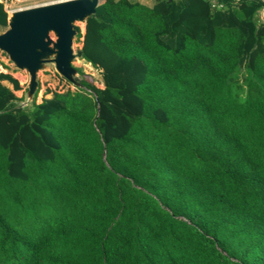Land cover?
<instances>
[{
    "label": "trees",
    "instance_id": "trees-1",
    "mask_svg": "<svg viewBox=\"0 0 264 264\" xmlns=\"http://www.w3.org/2000/svg\"><path fill=\"white\" fill-rule=\"evenodd\" d=\"M260 11L103 0L74 26L102 87L22 106L1 71L0 264H264Z\"/></svg>",
    "mask_w": 264,
    "mask_h": 264
},
{
    "label": "water",
    "instance_id": "water-1",
    "mask_svg": "<svg viewBox=\"0 0 264 264\" xmlns=\"http://www.w3.org/2000/svg\"><path fill=\"white\" fill-rule=\"evenodd\" d=\"M99 3L100 0H59L9 13L7 28L0 33V51L17 69L29 74L28 99L36 92L37 72L47 63H53L56 71L73 85L82 86L72 65L75 58L83 59L81 47H72L77 33L74 26L77 21L85 22Z\"/></svg>",
    "mask_w": 264,
    "mask_h": 264
},
{
    "label": "rangeland",
    "instance_id": "rangeland-1",
    "mask_svg": "<svg viewBox=\"0 0 264 264\" xmlns=\"http://www.w3.org/2000/svg\"><path fill=\"white\" fill-rule=\"evenodd\" d=\"M59 0H31L26 7L45 4L49 2H55ZM101 2L103 0H100ZM28 5V6H27ZM22 8H25L22 7ZM11 11H9L10 13ZM8 13V15H9ZM259 19L264 21V11L259 12ZM76 26L80 28V31L83 33L84 31V22L77 21L75 23ZM6 28H0V31L3 32ZM80 40H77L76 35L73 40L72 47L74 50L79 49L81 47ZM74 68L77 69V73L75 78H81V72H83V78L87 81L93 83L98 87H102L100 70L92 67L89 63H86L81 58H75L72 62ZM5 66V67H4ZM0 71L9 72L14 75L19 81L21 88L19 90L14 91L16 95V103L22 106H26L30 104L32 98L28 99L27 90H28V82H29V74L25 70L17 69L12 61L9 60L8 55L0 51ZM37 82L38 86L36 89V102H40L43 97H50L52 91H63L66 89L75 90L76 86L71 82L62 77L55 69L53 63H47L43 69H40L37 72ZM8 86L11 87V84L4 82Z\"/></svg>",
    "mask_w": 264,
    "mask_h": 264
},
{
    "label": "built area",
    "instance_id": "built-area-1",
    "mask_svg": "<svg viewBox=\"0 0 264 264\" xmlns=\"http://www.w3.org/2000/svg\"><path fill=\"white\" fill-rule=\"evenodd\" d=\"M0 1L6 3L7 12H9V11L12 12V11H14L16 9H20L24 6L26 7V4H28L31 0H0Z\"/></svg>",
    "mask_w": 264,
    "mask_h": 264
},
{
    "label": "crops",
    "instance_id": "crops-1",
    "mask_svg": "<svg viewBox=\"0 0 264 264\" xmlns=\"http://www.w3.org/2000/svg\"><path fill=\"white\" fill-rule=\"evenodd\" d=\"M136 1H140V2H142V3H145V4H147V5H151L152 3H153V0H136ZM4 3V6H5V8H6V3L5 2H3ZM9 13V12H8ZM1 72V71H0ZM11 75H12V73H11ZM13 77H14V75H12ZM16 78V77H15Z\"/></svg>",
    "mask_w": 264,
    "mask_h": 264
}]
</instances>
